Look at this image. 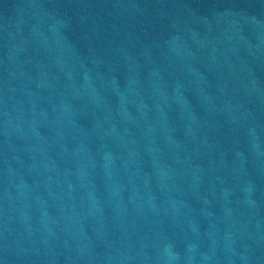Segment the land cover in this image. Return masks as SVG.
<instances>
[{
	"label": "water",
	"instance_id": "1",
	"mask_svg": "<svg viewBox=\"0 0 264 264\" xmlns=\"http://www.w3.org/2000/svg\"><path fill=\"white\" fill-rule=\"evenodd\" d=\"M0 264H264V0H0Z\"/></svg>",
	"mask_w": 264,
	"mask_h": 264
}]
</instances>
